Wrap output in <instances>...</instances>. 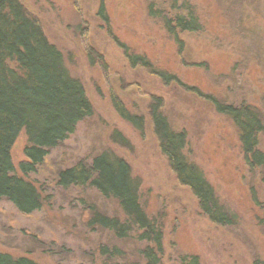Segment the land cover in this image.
Returning <instances> with one entry per match:
<instances>
[{"label":"rangeland","instance_id":"obj_1","mask_svg":"<svg viewBox=\"0 0 264 264\" xmlns=\"http://www.w3.org/2000/svg\"><path fill=\"white\" fill-rule=\"evenodd\" d=\"M19 1L62 53L93 114L26 176L18 164L25 161L28 141L24 130L19 133L11 150L14 174L39 189L43 204L24 215L0 198V252L38 264H144L140 251L148 245L138 239L135 227L119 238L89 225L93 211L125 222L115 200L88 186L63 189L56 183L59 171L108 153L124 160L140 181V206L162 231L159 264H179L186 255L197 256L200 264H264V166L249 171L236 128L210 102L176 82L164 85L145 69L132 68L115 42L187 87L255 108L264 122V0ZM101 1L108 26L98 16ZM150 5L169 18L191 8L201 29L178 32L180 50L162 21L149 16ZM6 64L16 68L12 60ZM111 95L144 117L143 135L118 116ZM152 96L162 98L172 129L186 132L184 155L201 169L220 204L236 216L235 224L210 223L190 191L175 180L152 130ZM115 131L123 140L113 138ZM258 149L264 153V134L258 135ZM102 247L109 252L117 248L120 254H102Z\"/></svg>","mask_w":264,"mask_h":264},{"label":"trees","instance_id":"obj_2","mask_svg":"<svg viewBox=\"0 0 264 264\" xmlns=\"http://www.w3.org/2000/svg\"><path fill=\"white\" fill-rule=\"evenodd\" d=\"M185 9V14L177 13L169 18L163 11L154 9L153 5L148 7L149 16L162 21L180 50L183 43L178 39V32H198L201 29V23L193 10ZM98 16L108 26L103 1L100 2ZM115 42L132 68L145 69L164 85L176 82L186 91L210 102L215 111L229 119L236 128L249 171L255 172L264 166V153L258 149V135L264 134V122L255 108L243 103L234 105L222 102L202 94L196 88L187 87L175 76L155 69L145 58L129 54L124 45ZM8 60L15 62V69L6 64ZM110 101L118 116L143 135L144 117L127 110L115 95H111ZM163 106L162 98L152 96L149 117L159 151L165 157L175 180L190 191L197 200L199 210L210 223L218 226L235 224L236 216L220 204L201 169L184 155L186 132L172 129L163 115ZM92 114L93 109L82 84L70 76L64 66L62 53L48 41L37 18L19 0H0V198L24 215L40 210L43 202L39 189L24 177L14 174L11 150L19 133L24 130L28 141L23 149L25 161L18 164L20 172L26 176L34 173L48 151L67 140L77 125ZM112 135L115 140H123L116 131ZM261 181L264 183V175H261ZM56 183L63 189L88 186L102 197L115 200L125 216V222L93 211L89 225L111 230L119 238H125L135 227L140 231L138 239L148 245L140 251L144 264H159V254L162 252L161 228L140 206V181L132 177L130 167L124 160L108 153L98 154L88 163L80 160L59 171ZM101 252L120 254L117 248L109 252L106 247H102ZM0 264L38 263L26 257L14 258L0 252ZM179 264L200 263L197 256L186 255L180 257ZM253 264L262 263L255 260Z\"/></svg>","mask_w":264,"mask_h":264}]
</instances>
